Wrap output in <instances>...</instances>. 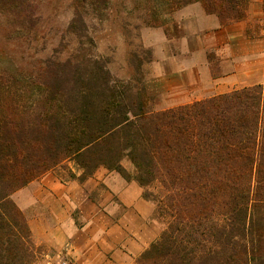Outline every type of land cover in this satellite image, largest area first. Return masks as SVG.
Returning a JSON list of instances; mask_svg holds the SVG:
<instances>
[{
    "label": "trees",
    "instance_id": "1",
    "mask_svg": "<svg viewBox=\"0 0 264 264\" xmlns=\"http://www.w3.org/2000/svg\"><path fill=\"white\" fill-rule=\"evenodd\" d=\"M43 1L0 0V25L9 35L29 34ZM194 2L228 24L245 19L249 0L130 1L151 11L148 26L159 25L160 10ZM76 4L107 9L72 0L71 54L27 64V72L0 63V264L34 260L11 195L64 164L80 174L66 167L62 182H82L103 167L142 188L163 228L133 264H264V85L153 110L140 71L149 51L145 61L129 52L133 74L113 79Z\"/></svg>",
    "mask_w": 264,
    "mask_h": 264
},
{
    "label": "crops",
    "instance_id": "2",
    "mask_svg": "<svg viewBox=\"0 0 264 264\" xmlns=\"http://www.w3.org/2000/svg\"><path fill=\"white\" fill-rule=\"evenodd\" d=\"M244 32V23L224 26L199 3L186 5L174 12L167 31L142 33L152 56L146 79L156 92L163 85L170 100H181L175 106L199 100V94L200 99L219 94L223 85L218 84L234 75L212 77L207 54L227 53L244 40ZM141 192L134 181L100 167L82 182L44 174L14 196L23 212L36 209L29 220L34 242L52 248L70 242L74 264H131L159 233L151 219L154 207Z\"/></svg>",
    "mask_w": 264,
    "mask_h": 264
},
{
    "label": "rangeland",
    "instance_id": "3",
    "mask_svg": "<svg viewBox=\"0 0 264 264\" xmlns=\"http://www.w3.org/2000/svg\"><path fill=\"white\" fill-rule=\"evenodd\" d=\"M78 1L82 4L84 2L88 3V0ZM104 1L109 2V0H99V2L107 7L104 11L98 10V12H94L93 9H82L76 4L79 7L77 10L83 14L88 31L94 38L95 55L106 62V67L113 79L123 80L133 74L134 68L132 69L128 66V60L130 59L129 52L137 51L136 53L142 61L148 58L145 50L151 54V50L143 45L142 33L145 30L154 28H164L167 31L172 24L175 11L164 13L165 11L160 10L158 14L159 25L148 26L146 22H150L153 19L151 11L145 12L144 9H141L136 4L130 3L132 0H111L109 3H104ZM73 11L72 0H44L37 12L40 17V19L39 17L37 19V26L29 34L20 36L15 32L9 35L10 29L6 28L4 30L0 25V51L2 52H0V63L9 73L15 72L12 68L13 65L21 69L23 68L27 72L29 66L30 68H36L45 59H62L63 57H67L71 54L70 45L73 43V39L67 31V25L72 18ZM234 23H244V40L238 46H231L227 53L210 51L207 54L212 77H221L224 73L234 75L225 82L218 84V86L223 85L220 88L222 92L219 94L256 84L264 85V0H249L244 20L223 25L229 26ZM151 60L152 56L149 57V61L145 62L140 69L144 86L147 88L146 93L150 99L148 101L149 106L156 111L169 109L166 106L170 105H173L170 108L177 107L175 105H178V102H181V100H170L166 93L168 90L163 85L158 86L159 88L162 87L159 92H156L153 84L146 79V73L149 71L148 65ZM220 61H224L225 63L221 64ZM202 96L204 95L199 94L195 97H199V100H202L214 95L200 99ZM121 163L128 172L131 173L133 171L132 165L127 159H123ZM66 167L77 172L71 165L64 164L57 170L47 171L44 174L51 173L55 177H58V175L66 177ZM44 174L33 181L39 180ZM140 189L142 191L141 187ZM14 193L11 195V199L24 215L29 227L30 217L35 216L36 209L33 208L30 213L23 212L18 205ZM150 204L152 203L150 202ZM151 219L159 229V236L163 224L154 217V213ZM31 240L34 254L32 264L42 261L46 254L53 255L59 251L66 253L67 264H74L70 242L62 243L59 248H52L46 244L34 242L32 236ZM134 260L131 264L134 263Z\"/></svg>",
    "mask_w": 264,
    "mask_h": 264
},
{
    "label": "built area",
    "instance_id": "4",
    "mask_svg": "<svg viewBox=\"0 0 264 264\" xmlns=\"http://www.w3.org/2000/svg\"><path fill=\"white\" fill-rule=\"evenodd\" d=\"M36 264H67L66 253L62 251L56 252L53 255L46 254L43 260Z\"/></svg>",
    "mask_w": 264,
    "mask_h": 264
}]
</instances>
